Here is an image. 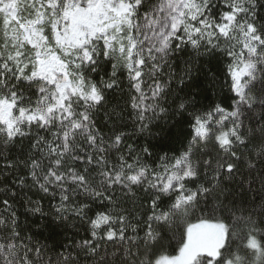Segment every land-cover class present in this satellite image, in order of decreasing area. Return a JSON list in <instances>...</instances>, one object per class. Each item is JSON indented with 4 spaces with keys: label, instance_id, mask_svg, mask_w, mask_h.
Wrapping results in <instances>:
<instances>
[{
    "label": "snow or ice",
    "instance_id": "obj_1",
    "mask_svg": "<svg viewBox=\"0 0 264 264\" xmlns=\"http://www.w3.org/2000/svg\"><path fill=\"white\" fill-rule=\"evenodd\" d=\"M189 49L225 57L224 102L179 95ZM123 80L135 131L170 111L187 124L178 154L146 163L152 145L125 143L123 110L100 127ZM0 173H13L0 264H264V0H0ZM16 188L51 197L47 214L27 192L22 206L57 227L78 219L85 238L42 244Z\"/></svg>",
    "mask_w": 264,
    "mask_h": 264
},
{
    "label": "trees",
    "instance_id": "obj_2",
    "mask_svg": "<svg viewBox=\"0 0 264 264\" xmlns=\"http://www.w3.org/2000/svg\"><path fill=\"white\" fill-rule=\"evenodd\" d=\"M190 55L193 63L191 76L185 77V84L187 86L177 85L178 88L183 89L182 92H179V95L185 96V98L194 96L197 108H206L210 104L224 102L225 98L230 96L228 88L225 85V74L221 70L226 62L225 57L221 56L219 63L217 61L209 63L206 57H196L189 49L188 52L181 54V58L176 60L177 72L182 71L184 68L183 59H187ZM96 79L98 80L99 76H97ZM123 88V92L118 88L106 91V103L96 116L100 127L103 128L104 131H107L103 123L105 110H112L113 108L116 111L123 110L125 113L124 123L126 127L121 130L128 133L125 143L133 144L137 148V151L146 144L152 145L153 156L146 160V163L155 166L156 163L159 162V156L163 155L164 152H168L169 155L173 153L178 154L181 147L180 139L187 129V124L183 122L179 115H175L170 111L168 116H162L160 119L154 120L149 125L150 131H145L143 133L135 131L136 125L128 118V114L132 112V109L130 108L129 89L126 80H123ZM228 103H230V100ZM225 106H227V104ZM185 116H187V113H185ZM168 129H171V133L167 131ZM13 151L16 153L19 150L14 149ZM133 155H135V153H133ZM20 174L24 173L21 172ZM12 179L13 173H9L7 178L0 173V188H4L5 184L11 186ZM15 190L18 193L16 197L18 201L16 203V211L18 213L19 223L25 226L26 231L27 229H31V233L29 234H35V237L39 239L42 244H46L48 248H52L53 245L57 243L66 244L69 239L80 240L85 238L86 233L80 226V221L78 219L70 218L64 224H60V226L57 227L53 224L52 215H41L40 213L33 214L26 211V208L22 206L23 194L27 192L28 196H31L33 200H40L42 210L47 214L54 211L52 209L53 201L51 197L45 196L43 193H39L34 189L29 191L25 188L21 191L19 188H16ZM3 198H5L4 194H0V200ZM243 199L248 208L255 207L251 203L252 193H246ZM92 207L93 211H95L96 205L94 204ZM69 216L71 217L72 214L69 213ZM56 223L58 224L59 222ZM59 251H61L60 248H55L54 252H50L49 255H52L53 259H55L54 253ZM177 253L178 245L175 243L167 248V254L177 255ZM81 264H89V262L82 259Z\"/></svg>",
    "mask_w": 264,
    "mask_h": 264
},
{
    "label": "rangeland",
    "instance_id": "obj_3",
    "mask_svg": "<svg viewBox=\"0 0 264 264\" xmlns=\"http://www.w3.org/2000/svg\"><path fill=\"white\" fill-rule=\"evenodd\" d=\"M178 254V253H177Z\"/></svg>",
    "mask_w": 264,
    "mask_h": 264
}]
</instances>
